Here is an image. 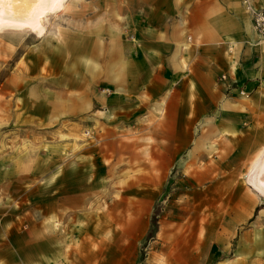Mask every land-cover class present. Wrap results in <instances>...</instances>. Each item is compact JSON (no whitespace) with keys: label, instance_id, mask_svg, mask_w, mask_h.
Instances as JSON below:
<instances>
[{"label":"rangeland","instance_id":"obj_1","mask_svg":"<svg viewBox=\"0 0 264 264\" xmlns=\"http://www.w3.org/2000/svg\"><path fill=\"white\" fill-rule=\"evenodd\" d=\"M64 1L45 14L41 33L0 28V264H264V195L245 184L247 173L244 188L233 193L243 197V211L228 213L209 206L217 193L204 185L208 180L194 181L193 163L184 171V158L151 152L156 143L144 140V124L112 135L78 117L55 125L32 117L24 69L49 37L80 26L64 10L56 13ZM57 46L65 52L63 40ZM77 196L81 205L63 206ZM219 209L228 218V236L220 240ZM155 210L158 227L146 239Z\"/></svg>","mask_w":264,"mask_h":264},{"label":"crops","instance_id":"obj_2","mask_svg":"<svg viewBox=\"0 0 264 264\" xmlns=\"http://www.w3.org/2000/svg\"><path fill=\"white\" fill-rule=\"evenodd\" d=\"M63 10L79 32L69 27L64 39L48 36V47L24 69L32 117L52 125L78 117L112 135L144 124L156 157L184 158V171L194 164V181L208 180L217 193L207 199L210 207L242 212L245 201L233 193L264 150V41L243 1L65 0L56 13ZM62 40L65 52L57 53ZM67 201L63 206L73 209L85 200ZM221 212L219 240L228 236Z\"/></svg>","mask_w":264,"mask_h":264},{"label":"bare ground","instance_id":"obj_3","mask_svg":"<svg viewBox=\"0 0 264 264\" xmlns=\"http://www.w3.org/2000/svg\"><path fill=\"white\" fill-rule=\"evenodd\" d=\"M64 0H0V28L43 31L45 14L60 8ZM247 183L264 195V150L253 161Z\"/></svg>","mask_w":264,"mask_h":264},{"label":"built area","instance_id":"obj_4","mask_svg":"<svg viewBox=\"0 0 264 264\" xmlns=\"http://www.w3.org/2000/svg\"><path fill=\"white\" fill-rule=\"evenodd\" d=\"M251 15L252 29L264 41V5L254 6L250 0H242ZM222 79H226V75H221ZM231 85V83H230ZM240 94L247 96V92L243 87L239 90Z\"/></svg>","mask_w":264,"mask_h":264},{"label":"trees","instance_id":"obj_5","mask_svg":"<svg viewBox=\"0 0 264 264\" xmlns=\"http://www.w3.org/2000/svg\"><path fill=\"white\" fill-rule=\"evenodd\" d=\"M157 210L153 211L150 217V224L148 228V232L146 235V239H150L155 235V232L157 230L158 224H157Z\"/></svg>","mask_w":264,"mask_h":264}]
</instances>
